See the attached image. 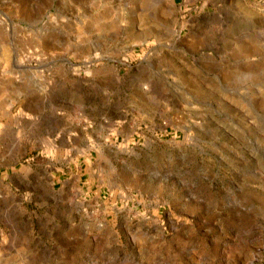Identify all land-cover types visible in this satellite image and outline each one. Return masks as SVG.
<instances>
[{"label":"rangeland","instance_id":"obj_1","mask_svg":"<svg viewBox=\"0 0 264 264\" xmlns=\"http://www.w3.org/2000/svg\"><path fill=\"white\" fill-rule=\"evenodd\" d=\"M0 264H264V0H0Z\"/></svg>","mask_w":264,"mask_h":264}]
</instances>
